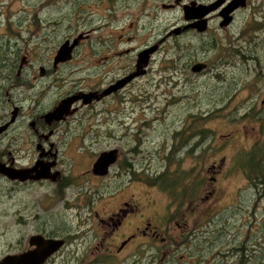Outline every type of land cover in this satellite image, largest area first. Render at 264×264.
<instances>
[{
    "label": "rangeland",
    "instance_id": "1",
    "mask_svg": "<svg viewBox=\"0 0 264 264\" xmlns=\"http://www.w3.org/2000/svg\"><path fill=\"white\" fill-rule=\"evenodd\" d=\"M161 3L160 0H0V77L7 74L15 34L26 39L29 67L34 75H38L39 66H51L65 38L80 33L89 32L90 36L81 40L73 65L81 63L88 43L93 40L112 42L111 52L116 47L128 49L124 58L127 67L134 65L138 50L145 44L159 46L152 55L147 75L137 81L136 90L130 94L135 103L125 108L121 127L111 126L107 133L104 124H92L86 118L62 135L72 140L61 154L64 173L74 182L71 188L61 191L46 183L32 189L25 185L12 189V184L0 175V258L25 249L30 234L43 228L58 233L65 228L62 233L71 232L68 250L72 252L65 258L69 264H156L163 258L167 242L161 252L151 253L143 239L139 246L147 252L142 251L131 262L125 252L118 254L114 248L108 249L121 241L122 228L111 227L107 231L100 218L107 217L119 201L133 193L141 197L143 204L155 200L142 211L153 216L152 223L159 225L163 235L173 234L174 225H168L165 215L166 204L171 200L169 191L163 193L158 184H150L148 179L166 171L170 181L179 178L177 187L181 192L176 201L201 202L207 215L201 255L193 253L191 247L186 253L178 252L174 259L165 257L163 264L263 263L264 0H250L249 7L239 11L226 28H219L214 17L206 30L205 40L209 42L203 48L200 35L197 40L193 34L166 37L183 20V11L163 9ZM110 5L123 7L120 11L115 7L112 13ZM238 6L243 5L234 9ZM195 62L207 63L208 69L192 72L190 68ZM79 77L72 76L69 80ZM47 83L50 82L31 81L37 86L30 91L32 97L36 96L35 102L29 103V111L45 109L57 96L56 82L40 90ZM255 113H262V122L255 118ZM107 116L108 113L102 114L104 119ZM11 141V134H4L0 151L8 153ZM30 146L35 149L33 141ZM109 148L119 149V163L127 159L137 169L141 167L137 177L122 178L119 187L108 184L109 178L103 175L93 178V161ZM256 149L262 152L258 156L262 162L260 171L248 165L249 156ZM116 169L117 165L112 168ZM65 197L68 203L63 204ZM156 211L158 214L154 216ZM189 221L190 229L194 220ZM141 223L138 220L137 225Z\"/></svg>",
    "mask_w": 264,
    "mask_h": 264
},
{
    "label": "flooded vegetation",
    "instance_id": "2",
    "mask_svg": "<svg viewBox=\"0 0 264 264\" xmlns=\"http://www.w3.org/2000/svg\"><path fill=\"white\" fill-rule=\"evenodd\" d=\"M105 1L111 2L116 0ZM160 1L162 2L161 7L163 9L171 10L175 8L182 9L184 4L193 3L194 5L191 7L194 10L189 12V15H193L197 12V5L206 6L218 0ZM175 1L178 2L175 4ZM231 1L232 0H223L216 9L212 10L203 17V19L206 20L205 30L199 31L194 26H189L190 24L195 23L198 18L185 19L183 14V20H180L179 25L172 27L171 31L168 32L169 35L166 37L171 38L174 36H185L184 34H193V38L197 40V35H200V47L203 48L205 42L207 41L205 38L208 37L206 30H208L209 25L214 17H217L219 28H226L230 26L235 20L237 13L242 9H245L250 2V0H242L243 4L240 5L243 6H238L236 9L230 12L231 20L229 24L221 25L220 21L222 17L220 15V11H222V9L225 8ZM115 7H118L120 11L122 9L121 7L123 6L110 5L109 9H111L112 13L115 10ZM152 14L153 13L150 15ZM186 25H188V27L185 28L184 26ZM175 28L179 29L178 33L173 32ZM80 34H82V38L72 50V57L69 60L59 62L56 65H54L51 61L50 67L41 65L38 69V75L31 73L28 59L29 51L26 46L25 37L18 34L14 35L12 40V56L7 67V74L6 76L0 77V126L7 124L6 129L0 133V139L4 134L8 133L11 134L12 141L8 144L10 145V149L7 150L8 153L0 151V163H3L5 166L10 168L30 170L29 172H26L27 176L23 180L18 178L11 179L3 174H0L2 179L12 184V189H14L15 186L23 185L32 189L34 187H41L46 183L54 185L56 188L61 189V191L71 188L74 185V182L69 175L64 173V161L61 159V154L62 151L65 150L66 146L71 145L72 140H67L64 138V136L62 137V135L66 134L67 130L81 125L86 120V118L90 119L92 124H104L107 130L111 126L121 127V124L124 123L123 120H125L124 118L126 117L124 114L126 111L125 108L131 103H135L133 98L130 97V94L132 90H136L137 81L144 77L145 74L147 75L149 64L152 60V55L154 52L149 56L148 64L145 66L144 74L131 78L125 84H123L122 87L113 90L108 94H103L105 89L115 84L118 80L125 78L128 74L132 73L136 69V60L133 66L127 67L124 58L128 53V49H120L116 47V49L111 52L110 46L112 45V42L99 43L96 42V40H93L88 43V51L84 54L85 57L80 59L81 63L73 65V62L79 53L78 48L82 44L81 40H87V38L90 36L89 32ZM67 39L72 40L73 38H65V40ZM213 40H215V38H213ZM207 42H209V39ZM150 46V44H145V46L138 50V52ZM158 47L159 46H157V48ZM116 56L120 57L119 59L117 58V60H114ZM83 62H85V65H83ZM207 69L208 64L206 63V67L199 72L206 71ZM72 76L80 77L76 80H69ZM32 80L34 83H37L40 80H46L47 82H50L40 86L41 91L44 90L48 84H52L54 82L57 83V88L59 89L57 96L49 102L48 107L45 109L35 110L33 112L29 111V103L31 104L32 102H35L34 97L36 95L32 97L30 95V91L31 89L33 90L36 88L37 84H31ZM59 81L62 83L58 84ZM79 93H93L90 102L84 104L82 102L83 98H79L71 103L68 110H66L67 112L63 114L61 119L46 120L44 118V114L57 106L61 100L70 98ZM105 113H108L109 116L104 119L102 114ZM116 113H118V121L116 120ZM98 121L100 122L98 123ZM26 126H28V128ZM107 133H110V131L108 130ZM113 137L116 138L115 136ZM25 140L26 154H24V146L22 148L23 142ZM32 141L35 147L33 150L32 146H30L32 145ZM5 156H7L6 159ZM119 156L120 152L119 149H117L116 161L109 166L108 172L103 175V177L109 178L107 181L108 184L116 187L121 186L124 180L122 178L128 179L133 175L134 177H137V172H141V167L137 169L133 163L127 159H124L122 163H119ZM73 161L74 160H70V162ZM116 165L118 166V169L112 170V168ZM43 169H47V171H42ZM46 173L48 174L47 176H41L45 175ZM51 173L53 175H51ZM111 173L112 175H110ZM92 176L93 178H100L101 175L92 173ZM162 192L167 193L165 190ZM177 196V198L180 197L179 195ZM170 197L171 200L166 204L165 207V215L167 217L166 219L168 221V225L170 223L174 225L173 234L170 235L167 233L166 236L163 235L159 231V225L152 223L151 220L153 219V216H146V214L142 211V209L146 206L149 207L150 205H153L152 202L155 203V200L143 204L140 202L141 197H136L135 194L130 193V196L126 195L125 198L119 201L118 206L111 210V212L107 214V217L104 219L100 218V222L107 231H109L111 227L112 230L122 228V233H120L122 234L123 238L121 241H119V243H113V247H109L108 249L112 251L114 248L115 253L118 254L125 252L124 256H130L132 258L131 262H135V260L138 259L137 256L142 251L144 252L145 250V252H147L146 249H149L148 251L151 253L152 251H155L156 253L161 252V248H164V244L167 242L168 249L166 248L162 250L163 258H161V260L156 264H163L165 257L171 256V258L174 259L176 258L175 255H177L178 252L186 253L191 249V247H193V253L196 252L198 256H200L203 251V248L201 249V239L206 234V224H204V221L207 215V208L203 206L201 202L197 203L198 201L193 203L190 201L182 202V200L176 201L177 198H175L173 194H170ZM194 198L195 197H193V199ZM64 201L65 202H63V204L68 203L67 197H65ZM70 204L73 205L74 203L70 202ZM194 205H196V207L192 208ZM74 207L75 206H72L71 208ZM71 208L69 211L72 210ZM157 214L158 212L156 211L154 216ZM95 215L97 216L98 214L95 213ZM192 218L194 222L193 226L190 227V230L188 223ZM138 220L143 222V224L141 223V225H137ZM130 227L132 230L128 231L127 228ZM64 229L65 228H61V232H58L56 235L46 233L47 230L45 228L35 234L28 235L26 248L22 251H18V253L35 249L36 245L31 244L30 239L32 236L39 234L44 238L51 237L63 240L62 246L48 258H46L43 264H69L65 258L69 252H72L71 250H68L70 246L69 236L71 235V232L62 233ZM126 231L128 233H125ZM197 234L199 237H197ZM192 236L193 238H191ZM143 239H145V242L147 243V245L145 243L146 249L142 248V246H139L140 242L143 243ZM148 241H152L151 244L148 243ZM159 243H162L160 247H158ZM168 252L170 253L168 254ZM183 255H181V258ZM150 256L152 257V254H150ZM236 264L243 263L240 262Z\"/></svg>",
    "mask_w": 264,
    "mask_h": 264
},
{
    "label": "water",
    "instance_id": "3",
    "mask_svg": "<svg viewBox=\"0 0 264 264\" xmlns=\"http://www.w3.org/2000/svg\"><path fill=\"white\" fill-rule=\"evenodd\" d=\"M223 0L214 1L209 5H197L196 6V14L189 15L191 10H194L191 6L194 5L193 3L184 4L182 7L183 14L185 19L189 18H198L195 23L190 24L189 26H194L197 30H205L206 28V20L203 17L211 12L212 10L216 9ZM178 1H175L176 4ZM243 4L242 0H232L225 8L220 11V15L222 17L221 25L229 24L231 17L229 13L238 5ZM185 28L188 25L184 26ZM174 33H178L179 29L175 28L173 30ZM82 38V34L77 35L72 40H65L63 43L60 44L58 47L54 57H53V64L56 65L59 62H63L69 60L71 58L72 50L78 44L79 40ZM157 44L151 45L150 47L141 50L137 53L136 59V69L128 74L125 78L118 80L115 84L111 85L109 88L105 89L103 94H108L113 90H116L122 87L128 80L135 76H139L145 73V66L148 64L149 56L151 53L155 52L157 49ZM206 67V63L204 62H195L191 66L192 72H199L203 68ZM93 93H79L74 95L70 98H66L60 101L52 110L46 112L44 114V118L46 120H59L62 118L63 114L66 113L68 108L70 107L71 103L79 98H83L82 102L84 104L89 103L91 100ZM7 124L0 126V133L5 130ZM117 159V149L110 148L107 150L101 151L98 156L95 158L91 171L97 175H105L108 172L109 166L113 164ZM49 169V167H48ZM30 169H17V168H10L5 166V164L0 163V174L5 175L8 178H18L23 180L26 178V172H29ZM42 171H47V169H43ZM45 175L41 176H47ZM51 175H53L51 173ZM31 244H35L36 248L29 251H23L20 253H9L4 255L0 258V264H43V262L48 258L51 254L57 251L60 246L63 244L62 239L57 238H44L42 235H35L32 236L30 239ZM264 264V261L263 263Z\"/></svg>",
    "mask_w": 264,
    "mask_h": 264
},
{
    "label": "trees",
    "instance_id": "4",
    "mask_svg": "<svg viewBox=\"0 0 264 264\" xmlns=\"http://www.w3.org/2000/svg\"><path fill=\"white\" fill-rule=\"evenodd\" d=\"M260 116H262V113L261 114L255 113V118L258 119V121L262 122L263 118ZM180 147H183V146L180 145ZM189 151L192 152L193 147H191ZM259 154H260V156H262V152H259V150L256 149V150L251 152V155L249 156V159H248V165L250 164L252 167L254 166L256 171L261 170L260 166H261L262 162H261L260 158H258ZM255 157H257V158H255ZM166 173L167 172L165 171V172L159 173L157 176H155L153 178L148 177V179L151 180L150 184H153V185L158 184L162 190L169 191L170 194H173L175 196V198H177L178 197L177 195H179L181 192L179 187H177L178 183L180 182V181L178 182L179 178L178 179L176 178L175 181H174V178H172V181H170L169 178H167L168 175ZM175 189H178L179 191L177 192ZM174 190H175V192H174ZM46 233H49L51 235L57 234L55 232H49V231L48 232L46 231ZM262 258H264V256Z\"/></svg>",
    "mask_w": 264,
    "mask_h": 264
},
{
    "label": "bare ground",
    "instance_id": "5",
    "mask_svg": "<svg viewBox=\"0 0 264 264\" xmlns=\"http://www.w3.org/2000/svg\"><path fill=\"white\" fill-rule=\"evenodd\" d=\"M72 57V56H71Z\"/></svg>",
    "mask_w": 264,
    "mask_h": 264
}]
</instances>
